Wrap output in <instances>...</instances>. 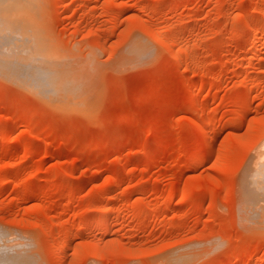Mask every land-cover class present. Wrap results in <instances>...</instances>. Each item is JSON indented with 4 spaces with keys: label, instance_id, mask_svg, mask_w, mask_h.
Here are the masks:
<instances>
[{
    "label": "rangeland",
    "instance_id": "374dc122",
    "mask_svg": "<svg viewBox=\"0 0 264 264\" xmlns=\"http://www.w3.org/2000/svg\"><path fill=\"white\" fill-rule=\"evenodd\" d=\"M24 2L75 99L0 75V251L264 264V0Z\"/></svg>",
    "mask_w": 264,
    "mask_h": 264
},
{
    "label": "bare ground",
    "instance_id": "6f19581e",
    "mask_svg": "<svg viewBox=\"0 0 264 264\" xmlns=\"http://www.w3.org/2000/svg\"><path fill=\"white\" fill-rule=\"evenodd\" d=\"M29 10L24 0H0V75L27 88L46 99V101L48 100V103L68 104L72 99H75L73 96L75 95L76 85L72 80L75 76L70 77L71 73L69 74L67 70L70 71L71 68L68 67L65 70L66 68H63L65 64L64 66L61 65L62 67L59 66L56 54L43 43L40 33L36 31V24L30 17ZM62 62L67 65L66 61L62 60ZM61 105L63 106V104ZM259 153V156L256 154L257 158L261 157L264 160V151ZM261 213L263 214L258 213V216L264 219V212ZM4 236L3 241L5 240ZM6 244L7 242L4 247H6ZM8 244L6 248L10 246ZM4 247L0 242V250ZM4 251H0V264H22V261H24L20 259L21 257L19 258L17 252L13 256L17 255V258L10 257V255H13L12 249L11 253L6 250L10 253L9 256ZM179 254V257L183 256L181 253ZM171 255L169 254V256ZM167 257V264H172L173 260L178 258L174 257L175 259L171 261L170 257L169 260H167Z\"/></svg>",
    "mask_w": 264,
    "mask_h": 264
}]
</instances>
